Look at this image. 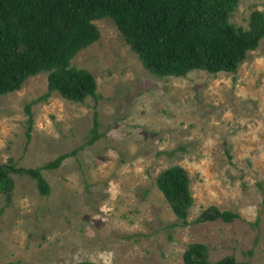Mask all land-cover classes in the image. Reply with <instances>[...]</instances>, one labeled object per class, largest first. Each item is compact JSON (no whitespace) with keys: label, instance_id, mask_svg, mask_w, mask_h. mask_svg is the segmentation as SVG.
Returning a JSON list of instances; mask_svg holds the SVG:
<instances>
[{"label":"rangeland","instance_id":"rangeland-1","mask_svg":"<svg viewBox=\"0 0 264 264\" xmlns=\"http://www.w3.org/2000/svg\"><path fill=\"white\" fill-rule=\"evenodd\" d=\"M254 8L264 14V0H238L229 19L246 27ZM92 21L97 39L70 64L93 74L95 96H42L45 71L0 93V163L42 166L68 152L40 168L47 194L10 172L0 264H184L192 241L207 246V264L226 254L264 264V36L233 72L156 75L109 17ZM174 163L193 197L183 225L154 182ZM209 204L237 216L196 221Z\"/></svg>","mask_w":264,"mask_h":264},{"label":"trees","instance_id":"trees-1","mask_svg":"<svg viewBox=\"0 0 264 264\" xmlns=\"http://www.w3.org/2000/svg\"><path fill=\"white\" fill-rule=\"evenodd\" d=\"M238 0H0V93L18 89L25 78L46 72V91L82 101L95 96L96 81L84 67L70 59L98 37L92 21L109 17L123 40L150 72L184 75L191 69L211 73L236 70L247 52L264 36V14L254 8L247 26L235 25L229 16ZM30 118L28 105H25ZM93 139V138H91ZM74 151V150H72ZM68 154L60 153L42 166L22 167L0 163V193L10 199V172H24L35 180L38 191L49 192L41 167L57 166ZM171 211L183 225L193 197L186 169L177 163L160 169L155 177ZM237 213L209 204L196 221L231 220ZM207 246L200 241L187 244L184 264H207ZM75 264H101L81 259ZM210 264H248L231 254Z\"/></svg>","mask_w":264,"mask_h":264}]
</instances>
